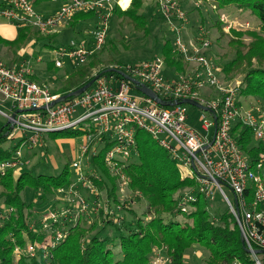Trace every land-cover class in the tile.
Instances as JSON below:
<instances>
[{
	"label": "built area",
	"instance_id": "2783aa9c",
	"mask_svg": "<svg viewBox=\"0 0 264 264\" xmlns=\"http://www.w3.org/2000/svg\"><path fill=\"white\" fill-rule=\"evenodd\" d=\"M155 1L175 35L171 46L187 65L184 72L173 70L174 76L165 73L163 55L138 63H114L109 66L114 70L100 74L88 90L50 105L59 94L52 93L49 85L32 79V63L40 58L13 65L0 60V104L9 110L0 108L5 119L0 121V126L8 123L11 129L6 133L7 138L14 139V144L20 141L7 159L0 160V176L9 170L16 173L24 169L28 159L23 149L41 144L44 133L66 129L86 131L84 143L70 164L72 179L56 188L52 198L40 207L33 206L32 212L40 217L38 233L24 247L14 246L16 258L22 253L33 255L38 249L55 246L68 234L67 228L82 216H90L104 207L106 213L121 212L126 200L123 196L122 204L115 205L108 198L107 208L106 203L100 204L97 181L102 178L90 160L103 149L104 166L118 174L120 191L126 186L129 190L128 178L122 171L126 162L137 154L135 133L141 129L174 159L180 178L196 181L195 188L181 194V211H187L188 202L195 200V191L208 200L214 198L215 192L219 193L237 222L245 249L252 256L251 264H264V252H255L264 250V156L251 161L231 132L235 122L240 121L250 128L253 140L264 147V103L238 105L242 83L224 77L221 65L210 57V39L184 37L182 31L188 25V18L178 0ZM116 5L125 9L120 0H65L55 11L44 14L38 11L35 0H0V24L31 27L50 37L57 35L74 14L95 12L98 26L92 31V43L70 41L66 47L51 50L55 67H62L66 60L79 66L87 63L104 44L108 19ZM210 6L216 11L214 3ZM218 20L226 32L250 27L249 22H237L223 11H218ZM120 72L148 86L160 99L176 103L160 105L138 90L134 93L135 84ZM185 99L195 100L206 108L200 109L198 129L189 123L187 103L181 102ZM94 138L101 142L98 151L91 153L88 143ZM250 196L253 200H249ZM164 261V256H157L153 264Z\"/></svg>",
	"mask_w": 264,
	"mask_h": 264
},
{
	"label": "trees",
	"instance_id": "16d2710c",
	"mask_svg": "<svg viewBox=\"0 0 264 264\" xmlns=\"http://www.w3.org/2000/svg\"><path fill=\"white\" fill-rule=\"evenodd\" d=\"M43 1L49 0H35V3ZM211 1L215 4L216 11H213L216 16L218 11L228 13L230 8L248 10L259 22L260 31L247 33L250 37L248 42L242 39L245 35L243 32L232 30L235 38L229 37L228 44L234 57L222 69L225 78L242 74L238 105L243 102L242 98L252 96L264 103V0ZM140 5L141 0H131L125 9L116 5L112 15L147 34L151 20L140 12ZM96 18L97 14L93 11L78 12L68 24L73 27L78 22ZM31 35V27H19L11 41L0 36V45L19 47ZM41 38L38 35L36 37ZM46 45L52 46L51 40ZM97 54L86 64L69 72L60 92L54 94L62 96L85 84L95 74L106 72L108 65L93 73L94 68L101 63ZM162 55L166 68L184 72L187 65L167 41H164ZM10 129L8 123L1 124L0 142L7 139L6 133ZM84 132L81 129L66 131L68 136H79ZM231 132L242 153L251 161L264 156V147L253 141L247 125L237 121ZM135 137L137 154L126 162L122 172L128 178V188L133 198L144 200L145 210L137 214L129 208L130 199L122 204L115 197L114 188L110 187L113 178L102 161V149L91 158L90 165L102 178L97 181L99 188H105L106 183V193L113 196H107L109 200L114 201L115 205L122 204L121 212L111 214L99 209L93 212V220L90 216H82L67 228L68 234L55 246L38 249L33 255L22 253L16 258L13 253L15 245L24 247L27 240L32 242L37 236L40 217L32 212V207H40L51 199L56 188L70 182L72 172L64 165L57 175H34L31 168H24L16 173L9 170L0 176V264H153L157 256H164L162 264H185V253L195 244L208 252L205 264H233L235 261L251 264L237 222L228 207L214 215L211 213L212 200L195 191V200L188 202L187 211H181L179 192L186 186L195 188L196 181L180 178L174 159L143 130L137 129ZM10 154V149L3 150L0 146V160L7 159ZM26 186L35 192L37 203L26 202L22 198L21 193ZM51 206L55 208L56 204ZM126 211L127 217L123 214ZM177 216H182L183 221L176 220Z\"/></svg>",
	"mask_w": 264,
	"mask_h": 264
},
{
	"label": "rangeland",
	"instance_id": "374dc122",
	"mask_svg": "<svg viewBox=\"0 0 264 264\" xmlns=\"http://www.w3.org/2000/svg\"><path fill=\"white\" fill-rule=\"evenodd\" d=\"M60 1L62 0L43 1L39 4L36 3V7L38 11H44V13L47 12V14H49L59 7ZM178 1L186 11V18H188V25L186 29L182 31L185 33L184 37L196 38L200 36H206L207 38H209L211 41L210 57L212 56L211 58H213L215 62L221 65V67H223L224 64H226L229 60L234 57V53L228 44L229 37L235 38L232 34V30L243 32L245 35L242 37V39L245 42H248L250 40V37L247 35V33L259 32L261 29L259 22H257L254 15L250 11L235 10L233 8H230L228 9L229 14L227 13L230 19L235 18L237 22L240 23L249 22L250 27L249 29L242 30L231 29L229 30V32H226L222 29L221 23L217 20L218 16H216L214 11L211 9L210 5L214 3L213 1ZM130 2L131 0H129V4ZM126 3L127 0H125L124 5H126ZM140 6V12L145 14L146 18H149L151 20L149 32L147 34H145L143 31L140 32L136 30L132 25L128 24L127 21H124L121 18L111 15V17H109L108 19L106 40L101 46V48L94 53H98L97 56L99 58V62L101 63L96 68H94L93 73H95L100 67H104L107 65L110 66L114 63H138L156 55H162V47L164 41L170 43V46L173 44L175 35L169 28V25L167 24L163 15L158 10L156 6V1L141 0ZM97 21V18L94 19V21H85L84 24L86 25V27H83L86 32L83 31L84 29L83 27H81L80 30L83 31V34L81 33L82 35L73 34L69 31V29H66L63 31L61 30L59 34H55L52 36V38H49L44 37L43 35L39 34L36 30L31 29L33 35H31V37L29 36L26 39L25 43L21 44L19 47L5 46L4 44L0 45V60L9 65H13L15 63H19L22 60H26L31 56H40V60L36 63L33 62L31 67L35 72H37L39 80L43 79L42 81L44 82V84H49L52 93L60 92L63 85V81L65 77H67V75L64 77V75L62 74L65 71L67 74L75 70L78 66L66 60L65 63H63L64 65L62 67L59 66V68H56L53 65L54 54L49 49V46L46 45V42H48L49 40L55 42V47H57L58 50L59 48L66 47L70 41H89L90 43H92V31L95 30V28L98 26ZM174 22L177 23V20L174 19ZM237 28L241 27L237 26ZM3 34H0V36L8 41H11L15 38H10L7 37L9 35ZM37 35L42 36L43 38L36 39ZM85 35H87L86 37L89 38L88 41L84 38ZM90 59L87 62H89ZM226 79H230V81L233 83L237 80H240L242 83V74L229 75L226 76ZM133 92L138 93L137 90H133ZM242 100L248 105L263 102L256 96L242 98ZM0 108L4 111H9L2 104H0ZM187 109L189 114V123L198 129L199 121L197 120V117L201 110L189 104H187ZM4 120V117L0 115V121ZM70 130L71 129H66L59 132L44 133L41 140V144H37L29 150L24 148L22 152L24 157L27 158L28 161H26L27 164L23 168H31V172L34 175L40 173L46 175H57L62 170L64 165H67L69 170L71 171L70 164L78 155L81 147L80 145L84 143L83 138L85 137V134L82 133L79 136H68L66 131ZM144 133L149 138H151V136L147 132L144 131ZM14 142V139L7 138L0 142V146L3 150L10 149V151H12L18 146L20 141H18L17 144H14ZM100 142V140L95 141V138L92 139L91 142L88 143V145H90L89 152H97L100 147ZM83 164H85V161L83 162ZM106 169L109 170L108 167H106ZM109 173L110 176L113 178V185L109 186L114 188L115 197L120 199V197L123 196L124 199H130L131 206L129 208L133 209L137 214L143 212L146 208L144 200H135L132 196V193H130V191L127 189V186L123 191H120V188L118 186V174L112 173L110 171ZM71 176H73V173ZM104 187L107 188L106 183L104 184ZM105 188H99V190L97 191V198L99 199L101 205L103 203H106L107 208V196H113L108 195L105 191ZM192 189L193 187L186 186L182 190H180L179 194L190 192ZM226 192L229 197H232L231 193H229V190H226ZM34 193L35 192L30 187L26 186L22 191L21 196L26 202L33 201L34 203H37L38 199L37 196L34 195ZM211 200L212 214H218V212H222L226 208V204L219 195V193L215 192V196ZM249 200H253V196H250ZM109 204L110 203H108V205ZM104 208L101 209L104 211ZM123 214L126 217L128 216L127 211ZM90 217H92L91 220L95 218L93 214H91ZM175 219L180 222L183 221L182 216H177ZM207 255L208 252L205 251L203 247L198 244H195L186 251L184 257L185 264H205ZM249 256L251 259L252 256L250 254ZM261 257H263V254H261ZM155 262H157V260Z\"/></svg>",
	"mask_w": 264,
	"mask_h": 264
},
{
	"label": "water",
	"instance_id": "95a60500",
	"mask_svg": "<svg viewBox=\"0 0 264 264\" xmlns=\"http://www.w3.org/2000/svg\"><path fill=\"white\" fill-rule=\"evenodd\" d=\"M114 70V68H111V67H108L107 71H112ZM124 77L130 79L133 81V83L135 84V88L136 90H138L139 92L151 97L152 99H154L155 101L158 102V104L160 105H172L176 102H169V101H164L162 99H160L157 94H155L148 86L146 85H143V84H139L136 80H133L132 78H130L128 75L124 74V73H121ZM100 74H95V76L90 79L88 82H86L85 84H83L82 86H80L79 88L71 91V92H68L62 96H57L54 100H52L50 102V105H53L55 103H58V102H61V101H64L66 100L67 98L71 97V96H77L79 94H81L82 92L86 91V89L88 90V88L94 83V81L99 77ZM181 102H184V103H187L191 106H194L196 108H199V109H206L203 105L199 104L198 102H196L195 100H191V99H185ZM17 111H20V110H17ZM15 114L12 115V117H14ZM216 124V123H215ZM216 126V125H215ZM214 126V127H215ZM219 180H217L218 182ZM246 252L249 253V250L246 249ZM256 253H263L264 250H255Z\"/></svg>",
	"mask_w": 264,
	"mask_h": 264
},
{
	"label": "crops",
	"instance_id": "0c3cea01",
	"mask_svg": "<svg viewBox=\"0 0 264 264\" xmlns=\"http://www.w3.org/2000/svg\"><path fill=\"white\" fill-rule=\"evenodd\" d=\"M62 3V1H60V4ZM56 10V9H55ZM54 10V11H55ZM43 13H44V11H43ZM52 13V12H51ZM44 14H47V12L46 13H44ZM50 14V13H49ZM92 21H94V19H92ZM85 23V21L84 22H78L77 24H75L73 27H71L70 26V24H66L61 30L63 31V30H68L69 29V31L70 32H72L73 34H76V35H82L83 33V31H85V29H84V27L83 26H85L86 27V25L84 24ZM81 27H83V31L82 30H80L81 29ZM81 31V32H80ZM61 32V31H60ZM59 32V33H60ZM86 32V31H85ZM7 34V35H9V36H7V37H10V38H14L15 37V35L17 34V28L15 27V26H13V25H9V24H0V34ZM58 33V34H59ZM82 33V34H81ZM3 34V35H4ZM87 35H85V39H87V41L89 40V38H87L86 37ZM84 42H86V41H84ZM86 43H90L89 41L88 42H86ZM51 45L52 46H49V49L50 50H53V49H55V48H57V47H55V42H52L51 41ZM33 58H40V56H37V57H29L28 59H33ZM56 68H59V67H56ZM33 69V68H32ZM40 72H42V71H40ZM165 73H167V75H169V76H174L175 75V72L172 70V69H168V68H166L165 69ZM68 74V73H67ZM66 74V71L62 74V75H64V77L67 75ZM32 79H35L37 82L39 81V83H44L42 80L43 79H38L39 77H38V74H37V72H35L34 70H33V75H32ZM47 85H49L48 83H46ZM241 105H243V106H247L248 104L247 103H244V102H242L241 103Z\"/></svg>",
	"mask_w": 264,
	"mask_h": 264
},
{
	"label": "bare ground",
	"instance_id": "6f19581e",
	"mask_svg": "<svg viewBox=\"0 0 264 264\" xmlns=\"http://www.w3.org/2000/svg\"><path fill=\"white\" fill-rule=\"evenodd\" d=\"M124 3H125V0H120V4H121V6L124 8V7H126V5H124ZM127 4V3H126Z\"/></svg>",
	"mask_w": 264,
	"mask_h": 264
}]
</instances>
